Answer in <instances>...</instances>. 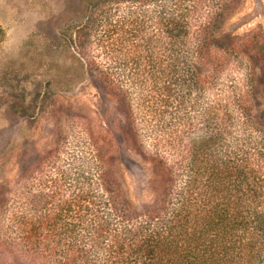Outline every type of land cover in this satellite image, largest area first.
Wrapping results in <instances>:
<instances>
[{
	"label": "rangeland",
	"instance_id": "1",
	"mask_svg": "<svg viewBox=\"0 0 264 264\" xmlns=\"http://www.w3.org/2000/svg\"><path fill=\"white\" fill-rule=\"evenodd\" d=\"M175 1L0 0V264L49 263V255L35 245L36 236L24 241V231L41 223L45 213L61 226L77 228L79 237L74 240L73 234L60 247L89 243L96 217L106 220L107 214L91 220L90 211L76 215L74 206L91 193L93 182L111 204L122 199L137 207L133 215L139 220H149L150 208L170 207V197L185 190L188 174H181L192 158L182 153L179 139L189 141L192 154L200 153L208 145L201 127L182 136L184 112L175 109L174 97L154 92V82L143 84L146 75L131 78L133 56L117 62L107 57L114 39L108 34L116 26L125 27L130 18L143 25L156 3L160 9ZM228 14L217 36H254L252 49L243 55L255 107L264 117V0H239L229 5ZM83 26L79 48L74 37ZM135 58L150 64L146 54ZM104 76L114 88L103 84ZM132 125L149 139L143 150L130 143ZM23 211L27 226L19 221ZM73 253L71 248L64 257L53 255L54 264ZM74 257L93 264L79 251Z\"/></svg>",
	"mask_w": 264,
	"mask_h": 264
},
{
	"label": "trees",
	"instance_id": "2",
	"mask_svg": "<svg viewBox=\"0 0 264 264\" xmlns=\"http://www.w3.org/2000/svg\"><path fill=\"white\" fill-rule=\"evenodd\" d=\"M238 3L177 0L160 9L156 3L143 25L130 18L125 27L116 26L108 34L114 39L107 57L117 62L133 56L129 76L136 80L146 75L143 84L149 80L154 92L173 96L175 109L184 112L179 133L188 137L199 126L208 145L192 154L189 141L179 139L182 153L192 158L181 174H188L185 190H177L170 197L173 203L163 204L161 212L146 210L149 220H139L133 215L138 208L122 204V199L118 206L111 204L99 192V182H93L91 193L82 194L74 206L76 215L90 211L91 220L107 214L106 220L96 217L86 245L74 248L65 242L68 249L60 247L73 234L74 240L79 237L77 228L61 226L52 213L39 217L41 223L24 231V241L36 236L35 245L49 255L50 264L56 259L53 255L64 257L71 248V257L58 264H83L81 258L74 260L78 251L93 264H264V117L255 107L244 57L254 36L221 40L216 33L229 15V5ZM85 28L77 30L76 47L81 46ZM136 54H146L150 64L136 63ZM87 64L93 72L94 65ZM101 80L114 88L105 76ZM130 131V143L136 151L143 150L147 136L133 125ZM159 169L164 175V167ZM24 213L19 221L27 226L31 223ZM49 219L52 225L46 226ZM88 259L85 263L91 262Z\"/></svg>",
	"mask_w": 264,
	"mask_h": 264
}]
</instances>
